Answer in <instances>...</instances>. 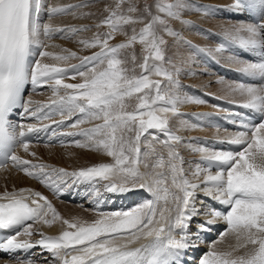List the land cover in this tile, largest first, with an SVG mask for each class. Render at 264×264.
<instances>
[{"label":"snow or ice","instance_id":"6c2138e0","mask_svg":"<svg viewBox=\"0 0 264 264\" xmlns=\"http://www.w3.org/2000/svg\"><path fill=\"white\" fill-rule=\"evenodd\" d=\"M124 3L129 6L126 11H120ZM87 6V3L52 6L46 0H0V148L5 149L0 167L10 160L14 167L49 188L54 195L75 183H88L97 197L100 196L98 185L109 193L144 190L150 195L130 210L101 212L98 219L83 223L62 219L47 197L38 191H5L0 196V231L15 230V234L0 239V252L40 250V259L26 256L17 264H191L184 257L198 247L201 233L210 231L217 220H223L227 226L225 231L197 264H264V0H233L227 10L235 14L256 13L260 22L223 29L219 47L215 49L221 52L235 46L258 57L256 61L236 58L241 65L239 73L258 84L241 82L228 87L230 95L244 98L240 106L257 114L259 122H241L242 130L226 141L240 146L241 150L196 149L202 155L205 168L201 169L198 163L192 175L199 177L201 172H206L201 183L185 176L183 160L172 143H180L181 137L169 129L167 114L179 115V104L203 101L169 93L162 88L161 80L150 76L165 78L169 86L177 83L173 73L163 67L166 41L159 32L177 35L168 21L184 22L182 15L193 8L212 15L215 8L193 5L191 0L168 3L157 0L155 13L153 6L145 5V15L134 17L130 14L139 11L136 5L131 0H117L116 8L106 9L109 15L101 21L110 31L78 41L85 48H99V51L81 58L67 49L61 50L64 54L41 50L48 47L45 41L55 34L70 39L78 32L89 30L87 26L62 28L42 22V10L51 19ZM145 19L148 22L138 34L133 29L126 42L109 44L115 38L114 33L122 31L125 25L142 23ZM137 40L145 53L139 75L135 74V68L125 67L126 62L119 58L120 51ZM45 57L57 62L76 58L80 63L63 67L43 63ZM131 59L135 64V55ZM77 76L82 79L81 83L64 82L65 78ZM29 84L34 89L50 87L57 99L31 107L33 101L23 99ZM133 98L137 103L129 110L126 101ZM19 109L26 117L38 121L57 113L67 115L72 120L70 127L102 121L78 133L63 135L84 137L87 143L79 140L74 143L101 151L112 162L69 172L22 159L15 154L13 146L28 152L27 135L48 131L52 125L43 128L17 125L11 117ZM54 123L57 128L66 125L64 120ZM157 132L164 137L162 141ZM155 143L167 148L166 157L157 152ZM212 166L217 168L215 174L211 172ZM198 190L226 207L213 209L207 213L211 219L197 222L191 230V222L201 214L196 207ZM58 219L67 226L59 235L32 230L33 224L51 226ZM33 235L40 238L32 241ZM22 236L29 239H20ZM228 236H233L235 243L218 248L217 244Z\"/></svg>","mask_w":264,"mask_h":264},{"label":"rangeland","instance_id":"374dc122","mask_svg":"<svg viewBox=\"0 0 264 264\" xmlns=\"http://www.w3.org/2000/svg\"><path fill=\"white\" fill-rule=\"evenodd\" d=\"M67 1H68V3H61V5L51 4L52 0H47L46 3L51 4L52 6H63V5H68V4L87 3L88 6L75 9L74 12H69L68 14H62V15H59L58 17H54L51 19H49V18L44 19V22L51 23L54 27L62 26V27H77V28H79L81 26H87L89 30L83 31V32H78L75 35H73L72 38H70V39H65V38L60 37V38H55L56 40H52V39L47 40V41H45V43L48 45V47L45 50L52 52L54 54H64L61 52V50L67 49L71 52H76L77 57L82 58L84 56H90L94 52L99 51V48H85L84 46L79 44L78 41L80 39L90 40L93 37H95L97 34H102V33L110 31V29L108 28L107 25L101 24V21H103L104 18L109 15V11L106 9H115L116 8L117 0H67ZM131 2L133 4H135L136 7L139 9V11L130 14L134 17L145 15V13L143 11L145 5L153 6L152 11H153V13L156 12L154 5L157 3V0H131ZM160 2L168 3V2H172V0H160ZM191 3L193 5H211L215 8V12L212 15H205L204 14V21L202 20V22H200V23H194L193 21H190V20H192V15H194L196 12L195 8H193L190 11L185 12L182 15V18L186 19L185 20L186 22L190 21L189 24L195 30L194 33H195L196 39L194 38V40L192 38L190 39V37L187 38L186 30H188V29H186L187 27L185 28V26L180 25V22H179L180 20H169L168 21L170 27L177 33V35L172 36V35H168L167 33L162 32V31L159 32V35H161L163 37V39L166 41L165 45H163L164 53H165V61L163 62V67L166 68L168 71L173 73V78H174V80L177 81V83L175 85L169 86L168 81L165 78L160 76L161 78H159V80H161V82H162V88H165L169 93L176 94L182 98L183 97H190V98H195L197 100L203 101V103L190 102L191 107L188 106L190 108V110H189V108H187L189 110V112L187 109H182V110L178 109V113H180L179 115H173L172 113L167 114L168 121H169V129L172 131L173 134L181 137L180 143H178V144L175 142H172V143L175 144L176 150L179 152V154L183 160V169H184L185 176L190 181H192L194 183H201L204 180L207 173L201 172L199 177H194L192 175V173L196 170L198 163H199V167L201 169L205 168V163L201 162V160H202L201 153L199 151H196V149L201 148V147L208 148V147L202 145V139L203 138H216V140L219 139V141H221L220 139H222V141L223 140H225V141L229 140L227 138L218 137V134H216L217 133L216 131H221V130L228 131V130L226 128L224 129V127L222 125L218 124L215 121L214 123L216 124V126L218 128V130H216L217 129L216 126L213 123H211L212 119L210 117H213V116L210 115V117H208L207 113H210L212 115L214 113H216V114L220 113V111H217V109L221 110V106H219L218 101H216L218 97H221L218 100H221L222 98H224L226 100L232 101V103L238 102V104H236L238 106V108H239V105H241L243 103L244 98L240 97L238 94H233L229 97L225 95L227 92H229L228 86L239 83L238 80L236 79L235 81H233V80L226 79L223 76L221 77L220 71H217L220 73H217L216 71H214V73H209V72L205 71L203 68L205 65V63H204L205 61H202L204 59H202V56L200 55L201 53H199V51H197V49H195L196 45H194V44L196 42H198L200 45H208L207 47H210V49L212 48V50L215 51V49L217 47H219V41L216 38L217 36L215 35L216 31H219V33H222L223 29H225L231 25H239L241 23H247V22H239V20H237V21H233L232 22L233 24H232L230 22V20H228L224 17V14L222 13L223 7H225V6L227 7L230 4H232L233 0H227V1H225V0L224 1L223 0H191ZM128 6H129L128 3H124L122 8L120 9V11H126ZM244 14L247 15L246 13H244ZM250 14H252V15L255 14L256 17L254 15L253 16L255 18H257L256 19L257 23L260 22L259 17L256 13H250ZM69 16H71L73 18V20L78 19L79 22H72V23H66V24H65V22H62V25L61 24L60 25L54 24L53 21L50 22L51 20H55L56 18L57 19L62 18V20H63L64 17H69ZM147 22H148L147 19H145V21L142 23L137 22L134 24L125 25L123 27L122 31L114 33L115 38L109 40V44L115 45L118 43L126 42L130 38V36L133 34V29H135L136 33L138 34L139 31L145 26V24ZM255 22H252V23H255ZM97 25H100V26L97 27ZM213 30H215V31H213ZM214 39H216V40H214ZM53 45L55 47H53ZM51 48H57L58 51L53 50ZM143 48H144V46L141 45V43L139 41H136L131 47L121 50L120 54H119V58H121L122 60H124L126 62L124 66L127 67L128 69L135 68V74L136 75H139L141 72L139 65L143 62V56L145 55ZM215 52H217V51H215ZM217 53L223 59L224 64H226L225 65L226 67L228 65L229 66L231 65V68L227 67L228 69H230L231 71H234V72L238 71V69L241 65L236 62L237 57H234V56L227 54L225 52V50L221 51V52H217ZM133 55H135V57H136L135 64H133L132 59H131V57ZM37 58H39V57H37ZM242 60H244V59H242ZM42 62L48 63V64H57L58 66H63V67H68L70 65L79 63L80 60L73 58V59H70L68 61L57 62V61L53 60L52 58L45 57V58H42ZM150 63H151V61H150ZM202 64H204V65H202ZM236 68H237V70H236ZM226 80H227V82H225ZM64 82L65 83H81L82 79L77 76L75 79L65 78ZM248 84H258V81L254 80V82H248ZM194 88H198V89L196 90ZM198 90H200V91H198ZM69 91H71V90H69ZM60 94L61 95L64 94L63 89H61ZM211 94H213V95H211ZM223 95H224V97H223ZM32 97L36 98L37 102L52 101V100L57 99L56 96H53L52 90L50 87H48L44 93L42 92V93H40L38 95H34ZM215 97H217V98H215ZM126 102L130 105L129 110H131L132 107L137 103L135 98H133L129 101H126ZM227 102H228V104H231V103H229V101H227ZM182 104H184V103H182ZM179 105L181 106V104H179ZM223 108L225 110L227 109L226 106H224ZM236 110H239V109H236ZM229 111L232 112V109H230ZM185 115H187L188 118H186ZM65 117H67V115H65ZM180 117H181V119L183 117H185V119L180 122V119H179ZM245 121L248 122L247 120H245ZM98 123H102V121H92L90 123H85V124L79 125L78 127H72L71 130L80 131V130H82V128L83 129L84 128H90V127H93L95 124H98ZM181 125H184V126H182V128H180ZM230 129H233V126ZM181 130H185V131H181ZM210 130L215 135L214 134L212 135ZM212 130H214V131H212ZM205 133H207V134H205ZM156 134L158 136H160L161 141L164 139V137L160 133L157 132ZM232 134H234V133H232ZM59 136L62 137V136H66V135H63V133H62V134H59ZM66 137H68V136H66ZM79 141L81 143H87L85 138L79 139ZM71 142L72 141H69V144H67L65 146L44 145V144L33 145L32 144V147H29L28 152H25L23 150V148L18 147V156H20L24 160H29V161L33 160V161H35L34 163H45V164L51 165V166L56 167V168H64V169L68 170L69 172L74 171V170H78L81 168H86L87 167V166H85V164H87L86 162H93L89 166H93V165L98 164V163H110L111 162V161H107V162L103 161L106 158H100V156H99L100 154H98V153H97L98 154L97 157L93 156V158H92V156H91V157H89V161H86V162L83 159H76V160L71 159L70 160V157L68 156L70 153L67 152L69 150L72 153H74V152L76 153L77 149L78 150L82 149L84 151H92V150L96 151L95 149H89L87 147H78L75 143H71ZM216 143L220 144V142H216ZM155 147H156L157 152L163 153L166 157L167 148H165L162 143H155ZM209 149L215 150L212 148H209ZM32 153H34L35 155H31ZM63 156H65V157H63ZM111 160H112V158H111ZM78 162L81 165L77 164ZM216 171H217V168L215 166H212L211 167L212 174H215ZM19 172H20L19 170L15 169L13 166H11L10 169L6 170L5 172L0 173V190H3V192H5L6 189L11 190V191H16V190L23 189L26 186L25 189H27V188L31 189L32 188L31 190L38 191V192L42 193L43 196L47 197V199L49 201H52V205H53V203L57 204V208L62 207L63 203H61V202H66L67 204H69L68 206H70V207H77L78 209L76 208V210H78L79 212L81 210L85 211L84 214L88 217V219L90 221L91 220L94 221V220L99 218V216H98L99 212H96V210L92 209L90 206L85 205V203L73 204L72 202H69L67 200H55L54 201L52 196L50 195V192H49L50 190H47V188H45V186L43 184H41L37 180L29 177L24 172H22V171L20 173ZM18 173L21 175L18 178H16L17 175H19ZM23 185H25V186H23ZM199 191L200 190L197 191L196 207H198V209L201 210V207H203L204 205H203V203H200V201L201 202L203 201V199H202L203 196L201 195L202 193ZM206 200H204V201H206ZM63 205H65V204H63ZM53 207H55V206L53 205ZM57 208L55 210L58 212V210L60 208L59 209H57ZM130 209H125V210H130ZM109 212H111V211H109ZM202 212H201L202 215L200 214L199 216H197L198 218H200V219L204 218V220H206L207 218L211 217L210 215H207V213H209V212H207V211H206V213H205V211H202ZM103 213H106V212H103ZM74 217H77V215H75ZM222 221L223 220H221V221L217 220V222H215V223H218L221 225H226ZM35 225L36 224H33V229H32L33 232H36V226ZM41 230H43V229L41 228ZM70 230H72V229H70ZM46 235H49V234H46ZM219 235H220V233H218V236L214 239V241L218 240ZM231 237H233V236L226 237L224 242L217 244V247L220 249H224L226 247L227 243H230V242L234 243L235 239H234V237L233 238H231ZM30 238L32 241H35L37 238H40V236L39 235H33ZM24 239H29V238L26 237ZM203 242L204 241L202 240L200 242V244L203 245ZM211 244L212 243L209 244L208 242H204V245L207 246L206 247L207 249H206V251H204V253H206L209 250ZM39 251H40L39 249H36V250L32 249L30 257L33 256L34 257L33 259H35V256H36L40 259V257L38 256ZM34 253H36V254H34ZM46 255L47 254H45V256ZM202 255H201V257H202Z\"/></svg>","mask_w":264,"mask_h":264},{"label":"bare ground","instance_id":"6f19581e","mask_svg":"<svg viewBox=\"0 0 264 264\" xmlns=\"http://www.w3.org/2000/svg\"><path fill=\"white\" fill-rule=\"evenodd\" d=\"M47 1V0H46ZM224 1V0H223ZM225 1H227V0H225ZM61 3H68V1L67 0H52V2H51V4H59V5H61ZM224 3V2H223ZM228 7V6H227ZM226 6L225 7H223V9H222V13L224 14V16L226 17V15H225V12L226 13H231L233 16H236V18H238V19H236V20H230V22L232 23L233 21H237V20H239V22H247V23H252V22H255L256 21V18L252 15V14H250V13H248V12H246V14L247 15H245L244 13L243 14H235V13H233V12H231V11H229V10H227L228 8H227ZM195 14L194 15H192V20H190V21H193L194 23H200V22H202V20L204 21V13L202 12V11H198V10H196L195 9ZM250 14V15H249ZM242 16V18H240ZM68 18V19H67ZM44 19H47V15H46V11H43L42 10V12H41V14H40V20L42 21V22H44ZM188 19V18H187ZM186 19H184V18H182V21H184V22H181V20L179 21L180 22V25H182V26H185V28L186 29H188V30H186V33H187V38L188 37H190V39L192 38L193 40H194V38H195V30L192 28V26L189 24L190 23V21H188V22H186L185 21ZM207 20V19H206ZM53 21V23L54 24H61L62 25V22H65V24L66 23H72V22H79V20L77 19V20H73V18L71 17V16H69V17H64V19L62 20V18H56L55 20H51L50 22H52ZM192 22V23H193ZM206 23V22H205ZM233 24V23H232ZM190 26V27H189ZM60 27H62V26H60ZM195 28V27H194ZM212 30V29H211ZM216 30V29H215ZM215 30H213V31H215ZM212 31V32H213ZM217 33L219 32V31H216ZM214 33V32H213ZM193 34V35H192ZM222 34V33H221ZM55 36V35H54ZM196 39V38H195ZM52 40H56V39H52ZM81 40V39H80ZM214 40H216V39H214ZM137 41H139V40H137ZM207 42V41H206ZM67 44V43H66ZM194 45H196V48L195 49H197V51H199V53H201L202 51H207V52H209V53H211V54H213L214 56H216L217 57V59L219 60V62L221 63V65H223V67L226 69V70H228L229 72H230V74H231V76H232V79H234L235 77H237V74L239 73V71H236V72H234V71H231L230 69H228L227 67H230L229 65L226 67L225 65L226 64H224V61H223V59L221 58V56H219V54L217 53V52H215L214 50H212V48L210 49V47H207L208 45H200L198 42H196ZM74 47V46H73ZM51 49H53V50H57V48H51ZM202 50V51H201ZM58 51V50H57ZM224 54V53H223ZM201 55V54H200ZM234 57H237L235 54H234ZM240 58V57H239ZM258 58V57H257ZM202 59H204L203 57H202ZM241 59H243V58H241ZM244 60H246V59H244ZM202 61H205V60H202ZM231 62V61H230ZM205 63V65L204 64H202V65H204V70L205 71H207V72H209V73H214V71H222V68L220 67L219 68V70H216V69H214V68H212L211 66H209L208 64H207V62L205 61L204 62ZM202 68V69H203ZM231 68V67H230ZM201 69V70H202ZM203 70V71H204ZM236 70H237V68H236ZM220 72H217V73H220ZM222 73V72H221ZM221 73H220V76L222 77L223 75H221ZM224 77V76H223ZM150 78L151 79H153V80H159V78H161L160 76H156V75H151L150 76ZM225 82H227V80L225 81ZM226 96H231V95H233V94H229V92H227L226 94H225ZM223 97H224V95H223ZM220 102H219V104L222 106V107H224V106H226L227 107V110L229 109V107H231V106H234V108L235 109H239L240 111L238 112V116H240L241 118H244V116H243V114H242V106H240L239 105V108H238V106L235 104V105H232V104H228V102L226 103V102H224V101H222V100H219ZM229 103H231V102H229ZM219 105V106H220ZM188 106H190V102H188V103H184V104H181V106L179 105L178 107H177V109H187V108H189ZM191 107V106H190ZM199 107V106H198ZM188 110V109H187ZM189 110H190V108H189ZM189 110H188V112H189ZM186 112V111H185ZM230 112V111H229ZM168 114H171V113H168ZM185 114V113H184ZM186 116V118H188L187 117V115H185ZM213 117H214V120L212 119V121L211 122H217V121H219L220 119H223V120H227L228 122H229V124L231 125V128H232V126H233V122H232V118H230L228 115H226V114H222V113H214L213 114ZM180 119V122L182 121V120H184L185 119V117H183L182 119H181V117L179 118ZM245 120H247L248 122H252L251 120H249V119H245ZM221 121V120H220ZM191 122V121H190ZM189 122V123H190ZM191 124V123H190ZM189 124V125H190ZM218 124H220V125H222L221 123H218ZM192 125V124H191ZM182 126H184V125H181L180 126V128H182ZM215 126H216V124H215ZM223 127H224V129L226 128L228 131H226V130H221V131H216L217 133L216 134H218V137H221V138H227V139H229L231 136H232V133L230 132V131H232V129H230V127H225L224 125H222ZM216 128H217V126H216ZM233 128H234V126H233ZM184 129V128H183ZM186 130V129H185ZM185 130H181V131H185ZM200 130V129H199ZM215 130V129H214ZM214 130H212V131H214ZM216 130H218V128L216 129ZM210 132H211V130H210ZM205 134H207V133H205ZM209 134V133H208ZM211 134L213 135L214 133H212L211 132ZM215 135V134H214ZM57 136H59V134H57ZM65 138V139H64ZM66 136H59V139L61 140V139H63V140H66ZM213 140H215V144H218V143H216V142H221V141H219V139L218 140H216V138H212ZM227 143V142H226ZM227 144H229V143H227ZM30 146L29 147H32V144H29ZM33 145H35V144H33ZM19 148H22V147H19ZM210 147H208V149H209ZM210 150V149H209ZM97 151V150H96ZM84 151V150H82V149H80V150H78L77 149V151H76V153L74 152V153H72V152H70V150L69 151H67L68 153H70L68 156L70 157V160L71 159H83L85 162L86 161H89V157H91L92 156V158H93V156H96L97 157V155L98 154H100L99 156H100V158H106L105 160H103V161H111L112 162V160H111V157H109V156H107L106 154H104L103 152H101V151ZM227 151H233V150H230L229 148H227ZM66 152V153H67ZM65 153V154H66ZM98 153V154H97ZM16 155H18V148H17V152H16ZM63 157H65V156H63ZM110 158V159H109ZM95 159V158H94ZM96 160V159H95ZM102 161V162H103ZM101 162V161H100ZM87 164H85V166H87V167H90L89 165H91L93 162H86ZM77 164H80L79 162L77 163ZM81 165V164H80ZM79 165V166H80ZM12 165L10 164V165H8L7 167H4V168H2V169H0V173H2V172H5L6 170H8V169H10V167H11ZM84 167V166H83ZM20 171V170H19ZM21 172V171H20ZM19 172V173H20ZM18 173V174H19ZM21 174H19V175H17V177L16 178H18L19 176H20ZM15 178V179H16ZM23 178V177H22ZM21 179V178H20ZM27 180V179H26ZM34 181V180H33ZM28 182V181H27ZM29 184V183H28ZM34 184V183H33ZM37 184V183H36ZM38 185V184H37ZM23 186H25V185H23ZM33 186V185H32ZM25 188H26V186H25ZM25 188H23V189H25ZM28 189V188H27ZM30 189V188H29ZM32 189V188H31ZM34 189V188H33ZM103 189V188H102ZM1 192H0V194L2 193H4L3 192V190H0ZM5 191H8V192H10L11 190H8V189H6ZM16 191H19V190H16ZM12 192V191H11ZM199 192H201L202 194V199H203V201L201 202L200 201V203H203V207H201V212L202 211H205V213H206V211L207 212H211L212 210H213V208L211 207V202L212 201H215V200H212V199H209L208 197L206 198V196H205V194H204V192L202 191V190H200ZM2 194L0 195V196H2ZM24 195L25 196H27L28 195V193L26 192V193H24ZM125 196H126V193H125ZM142 196H145V194L144 193H142ZM207 199V200H206ZM204 200H206V201H204ZM30 202H31V200H29ZM216 203H218L217 201H215ZM61 203H63V204H65V205H63L62 204V207L60 208V207H58L57 208V204H55V203H53V205L55 206L54 208L56 209H59L58 210V213H59V216L62 218V219H67V220H69L70 222H76V221H78V222H83V223H91V221H93V220H89L88 219V217L84 214V212L85 211H83V210H81L80 212L78 211V210H76V208L77 207H70V206H68L69 204H67L66 202H61ZM72 204V203H71ZM219 204V203H218ZM200 206V205H199ZM198 208V207H197ZM218 208V207H217ZM78 209V208H77ZM217 210H220L219 208L217 209ZM203 213V212H202ZM75 215H77V217H74ZM202 215V214H201ZM206 215V214H205ZM204 215V216H205ZM203 217V216H202ZM49 219H51V213H49V217H48ZM212 217H209V218H207V219H211ZM90 221V222H89ZM221 221V220H220ZM217 222V221H216ZM219 222V221H218ZM222 222H224V221H222ZM225 223V222H224ZM221 225V224H220ZM36 226V231L37 230H39V232H42L43 234L45 233V235L46 234H49V235H51V236H56V235H59L60 234V232L61 231H63L64 229H66L67 228V226L66 225H63L62 224V220L61 219H58V220H56L51 226H48V225H44L43 223H38V224H36L35 225ZM212 226H214V225H212ZM41 228L43 229V230H41ZM214 228V227H213ZM212 228V229H213ZM68 230H70V229H68ZM24 238H26V237H20V239H24ZM231 238H233V237H231ZM31 239V238H30ZM39 238H37L36 240H38ZM204 241V240H203ZM205 242V241H204ZM231 243V242H230ZM234 243H235V241H234ZM200 244V243H199ZM200 246H201V244H200ZM20 252V253H19ZM31 252H32V250H30V251H28V252H25V251H22V250H20V251H17V254H18V256H17V259H15V260H10V259H8L7 257H3V256H0V264H17V261L19 260V259H21V258H23V257H26V256H30V254H31ZM34 254H36V253H34ZM45 254H47V253H45Z\"/></svg>","mask_w":264,"mask_h":264}]
</instances>
